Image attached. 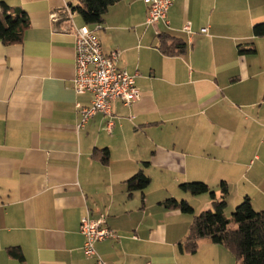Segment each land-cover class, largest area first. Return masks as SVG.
<instances>
[{"label": "crops", "instance_id": "0c3cea01", "mask_svg": "<svg viewBox=\"0 0 264 264\" xmlns=\"http://www.w3.org/2000/svg\"><path fill=\"white\" fill-rule=\"evenodd\" d=\"M1 2L30 26L22 43L0 42V264H238L206 240L188 252L193 216L161 203L186 200L199 215L213 201L180 185L203 182L220 199L225 182L228 205L249 197L264 209V64L253 43L264 0H174L153 26L145 0L110 7L96 35L142 100L117 101L112 119L97 114L82 128L76 104L92 96L73 89L75 30L98 25L69 15L79 0H0V11ZM167 35L186 52L165 56ZM140 171L151 183L129 197L125 182ZM87 212L117 236L97 243L95 258L80 232Z\"/></svg>", "mask_w": 264, "mask_h": 264}, {"label": "trees", "instance_id": "16d2710c", "mask_svg": "<svg viewBox=\"0 0 264 264\" xmlns=\"http://www.w3.org/2000/svg\"><path fill=\"white\" fill-rule=\"evenodd\" d=\"M122 1L127 0H79V4L75 8L72 7V11L81 16L85 25L95 26L104 22L110 7ZM29 26L30 21L24 11L13 10L1 2L0 42L4 45L22 43ZM253 32L256 37H264V23L255 25ZM160 49L165 56H179L186 52V43L169 35L162 36ZM240 52L244 51L240 49ZM104 153L103 162L106 164L109 152L106 150ZM150 183V177L143 171L138 172L125 182L128 196L137 191L143 192ZM180 189L192 196L209 194L213 201V210L203 211L199 215H195L194 208L186 200L168 198L161 203L165 209L178 210L193 216L185 244L188 252L195 253L199 243L206 240L229 250L238 264H264V209L256 211L251 199L245 197L236 207L232 218L228 219L225 211L228 207L229 191L225 182L221 184L220 199H217L215 191L203 182L183 183ZM11 254L22 258L17 250H13Z\"/></svg>", "mask_w": 264, "mask_h": 264}, {"label": "built area", "instance_id": "2783aa9c", "mask_svg": "<svg viewBox=\"0 0 264 264\" xmlns=\"http://www.w3.org/2000/svg\"><path fill=\"white\" fill-rule=\"evenodd\" d=\"M148 5L146 25L153 26L166 21L168 12L174 0H145ZM69 15L73 13L70 9ZM52 21H58L54 13ZM95 29L81 27L75 30V77L73 89L77 95L90 94L92 99L87 105L76 104L81 117L79 128H82L95 115L103 114L112 119L113 103L120 101L126 106L139 103L141 92L136 86L135 77L119 67L120 54L117 51L105 53ZM184 31L191 33L190 24L184 26ZM113 121L108 123L107 130L111 132ZM80 232L85 238L84 252L89 258L97 257L95 246L108 239L117 238L107 226L106 216L93 215L91 212L81 219ZM99 264H104L99 260Z\"/></svg>", "mask_w": 264, "mask_h": 264}, {"label": "rangeland", "instance_id": "374dc122", "mask_svg": "<svg viewBox=\"0 0 264 264\" xmlns=\"http://www.w3.org/2000/svg\"><path fill=\"white\" fill-rule=\"evenodd\" d=\"M264 23V22H262ZM253 43H255L257 49H258V54H259V58L258 61L259 63H262L264 64V37L263 38H258V39H255V41H253ZM197 197V196H196ZM204 198V197H207V199L210 200V195L209 194H204V195H200L198 196V199L200 198ZM202 198V199H203ZM199 204H204L203 203V200L201 202H196L195 205L199 206ZM240 203H238L237 205H235L233 202L230 201L228 207H227V211H226V216L228 219H231L232 218V214L233 212L235 211L236 207L239 205ZM205 210V209H204ZM206 210H213V207H209V209H206Z\"/></svg>", "mask_w": 264, "mask_h": 264}]
</instances>
